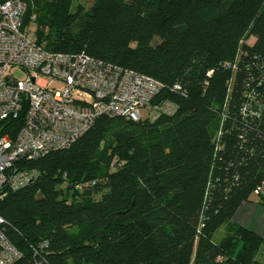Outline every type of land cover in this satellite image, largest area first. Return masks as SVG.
<instances>
[{
    "label": "trees",
    "instance_id": "1",
    "mask_svg": "<svg viewBox=\"0 0 264 264\" xmlns=\"http://www.w3.org/2000/svg\"><path fill=\"white\" fill-rule=\"evenodd\" d=\"M23 1L46 50L151 77L152 106L173 110L101 116L68 148L19 161L36 175L0 192L15 264H264V238L232 222L264 187V0ZM22 125L23 112L0 121V136Z\"/></svg>",
    "mask_w": 264,
    "mask_h": 264
},
{
    "label": "built area",
    "instance_id": "2",
    "mask_svg": "<svg viewBox=\"0 0 264 264\" xmlns=\"http://www.w3.org/2000/svg\"><path fill=\"white\" fill-rule=\"evenodd\" d=\"M26 10L23 0L0 2V121L23 112L15 136H0V192L23 188L36 175L16 167L19 161L68 148L101 116L137 122L143 112L154 119L173 110L169 104L152 106L163 85L151 77L84 53L46 50L36 39V17L24 22ZM5 224L0 216V264H15L21 254L8 240Z\"/></svg>",
    "mask_w": 264,
    "mask_h": 264
},
{
    "label": "crops",
    "instance_id": "3",
    "mask_svg": "<svg viewBox=\"0 0 264 264\" xmlns=\"http://www.w3.org/2000/svg\"><path fill=\"white\" fill-rule=\"evenodd\" d=\"M232 222L264 238V189L261 195H251L239 206Z\"/></svg>",
    "mask_w": 264,
    "mask_h": 264
},
{
    "label": "rangeland",
    "instance_id": "4",
    "mask_svg": "<svg viewBox=\"0 0 264 264\" xmlns=\"http://www.w3.org/2000/svg\"><path fill=\"white\" fill-rule=\"evenodd\" d=\"M95 1H96V0H74V3H73V6H72V9H73L77 4L83 5V6L87 9V8L91 7V5H92ZM253 41H254V39H253V38H250V39L247 41V44H252ZM17 75L20 77V74H19V73H17ZM142 114H143L142 117H143V119H144V117H145V116H144L145 112H143ZM78 186H80V183H76L75 185L73 184V185H71L70 187H71V190H74V187H78ZM63 188H65V185L62 186V189H63ZM223 234H224V227H221V228L215 233V235H214V238H213L214 242H216V243L219 242L220 239L223 237ZM261 260H262V258L259 257V258H258V261L261 262Z\"/></svg>",
    "mask_w": 264,
    "mask_h": 264
}]
</instances>
